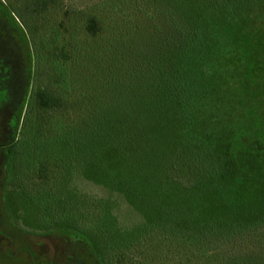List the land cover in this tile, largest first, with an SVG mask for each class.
I'll use <instances>...</instances> for the list:
<instances>
[{
    "label": "trees",
    "instance_id": "obj_1",
    "mask_svg": "<svg viewBox=\"0 0 264 264\" xmlns=\"http://www.w3.org/2000/svg\"><path fill=\"white\" fill-rule=\"evenodd\" d=\"M74 1L0 0L38 57L6 150L12 225L74 234L99 263L103 240L160 238L222 264L218 246L264 230V0H160L164 36L127 38L137 50L147 45L145 55L103 69L108 82L100 77L89 94L80 73L69 78L83 87L63 86L68 78L50 46L60 31L70 41L80 19L78 35L99 37L96 7L118 0H100L91 12L69 8ZM69 45L64 59L77 53ZM44 50L49 84L40 86ZM120 209L140 224L120 232Z\"/></svg>",
    "mask_w": 264,
    "mask_h": 264
},
{
    "label": "rangeland",
    "instance_id": "obj_2",
    "mask_svg": "<svg viewBox=\"0 0 264 264\" xmlns=\"http://www.w3.org/2000/svg\"><path fill=\"white\" fill-rule=\"evenodd\" d=\"M99 1L75 0L69 8L91 12V8L96 7ZM159 2L160 0H118L113 8L108 5L96 7L99 8L96 13L103 19V31L96 38L78 35L84 27L82 19L73 23L77 34L71 37L72 40L69 41V34L65 39L64 31H60L50 48L52 54H58L56 57L59 58L60 68L68 78L63 86L67 85V89L75 90L79 86L83 87L81 81L70 79L80 73V80L86 78L89 82L84 84L86 94H89L100 77L103 81L99 83L108 82L101 73L103 69H109L119 62L128 63L139 55L143 57L145 52L142 51L146 50L147 45L140 46L137 50L136 43L130 46L126 39L140 32L141 37L146 36L147 41L153 43L164 36L167 19L161 15V11L165 3ZM73 43L77 46V53H74V58L64 59L60 55L61 48L70 50L69 44ZM33 49L25 29L0 7V264H204L206 259L199 258L193 248L184 252L178 244L167 242L165 245L160 238L144 240L141 244H129V241L124 244L110 242L108 247V241L103 240L105 246L102 262L99 263L86 241L74 234L54 232L34 235L19 231L12 225L4 202L6 150L20 129V119L31 93L32 65L34 57L38 58ZM43 58H46L45 50L39 54L42 61L38 66L40 77H37L36 84L40 86L49 84L46 74L49 66ZM56 64H53V68ZM53 71L49 70L50 74ZM68 91L70 90L64 89L65 94ZM88 192L94 194L90 189ZM114 214L120 232L129 231L141 222V219L133 218L124 209ZM216 253L222 264H264V230L253 231L241 240H231L226 246L220 245ZM208 256H212L211 250ZM209 264H215L212 257Z\"/></svg>",
    "mask_w": 264,
    "mask_h": 264
}]
</instances>
